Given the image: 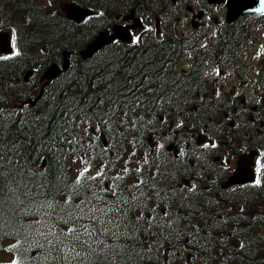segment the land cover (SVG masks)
I'll use <instances>...</instances> for the list:
<instances>
[{"label":"trees","instance_id":"16d2710c","mask_svg":"<svg viewBox=\"0 0 264 264\" xmlns=\"http://www.w3.org/2000/svg\"><path fill=\"white\" fill-rule=\"evenodd\" d=\"M88 1L86 4L93 5L95 0ZM29 14L34 28L47 32L46 37L62 34L55 20L59 15L43 21L42 13L35 15L30 11ZM34 33V30L28 31L30 39L40 38ZM26 43L27 39L22 42V49L27 48L32 54L31 43ZM149 51L142 64L129 75L125 74L122 62L114 57L79 59L72 63L64 80L60 76L46 85L44 97L31 105L30 112H25L22 118L0 114V155L3 156L0 162V249L9 238L36 241L46 237L48 233L30 235L29 232L31 227L36 228V221L44 217L38 215L41 210L54 209L62 216L53 219L70 220L75 227L82 225L98 235L89 239L79 237V233V236L64 235L77 241L79 251L61 264H264V216H252L249 213L254 208H247L254 203L250 196L263 188L249 186L245 189L237 215L224 216L220 228L195 236L191 242L195 257L184 261L175 251L177 242H183L182 230L169 233L160 227L142 225L136 220L138 216L125 213L123 209H119L120 216H114L113 211H106L103 216H71L73 211L94 204V187L92 183L71 179L62 146L67 143L66 139L62 140V129L73 115L102 119L106 115L103 109L110 103L114 108L123 104L128 96L126 81L133 88L142 85L141 80L147 77L139 70L146 65L149 55L152 59L158 54V61L165 60L155 49ZM167 52L168 49L163 50ZM37 54H41L40 51ZM16 63L18 60L1 59L0 69H6L11 75ZM193 72L198 75L196 70ZM179 90L176 88V92ZM216 110L202 111L207 119L213 120ZM257 208L261 212V207ZM257 252L261 256H256ZM53 264L60 263L54 261Z\"/></svg>","mask_w":264,"mask_h":264},{"label":"rangeland","instance_id":"374dc122","mask_svg":"<svg viewBox=\"0 0 264 264\" xmlns=\"http://www.w3.org/2000/svg\"><path fill=\"white\" fill-rule=\"evenodd\" d=\"M14 3L22 1L24 4L30 5L32 7H45L48 13H51V15L59 14V17H64L65 16V11L68 2L72 0H52L50 2L49 0H12ZM80 3L86 4L89 1L88 0H79ZM92 1V0H91ZM106 0H95L94 2L92 1L93 5L98 7L96 8V12H98L99 5L106 4V18L107 23L111 22L114 19V15L117 12H120L122 10V5H126L129 3V6L127 9L133 7V6H138L140 7V10L144 13L143 5H147L152 7L155 11L149 16L145 15L146 21H151L155 22V15L157 12L163 11L166 8L167 2L165 0H110L112 2H105ZM183 2H188L193 5H206L208 4L207 0H181ZM169 3L171 4V0H169ZM113 4V5H112ZM46 5L48 8H46ZM112 5V7L108 6ZM179 5V4H178ZM1 2H0V12H3L4 9ZM10 9V13L12 15V21L19 23L20 20L25 18V14L19 17H15V8L11 5L8 6ZM179 13L178 17H180L179 21L174 23V30H183L181 29L183 27L182 25V17L181 16H186L185 20V25H189L191 21V14L187 12V10L184 7L179 8ZM213 13L217 14L218 16L224 15L225 16V9L222 4L216 5L214 7ZM103 16V15H102ZM106 23V24H107ZM1 24V20H0ZM99 25L97 26V23L95 24H87L83 23L81 24L80 28H75V29H70L68 32L64 30L66 27V24H64V27L62 29L63 34H58L56 36L52 37H46L47 32L43 31H38L36 30V33H38L41 37V44L49 42L51 46H54V44L59 46L58 52L59 54L61 53V50L64 48H69L74 51H79V49L86 43L87 38L94 33V29L97 27H103L104 25ZM30 30H34V21H31L29 23ZM184 28V27H183ZM5 35L6 39L9 38L10 34V29L8 27H2L0 25V32ZM65 33V34H64ZM36 36V34H34ZM246 36H253V37H262L264 36V28L263 26H259L256 24H251L249 28L246 27L245 29V34L239 36V40L241 41L242 38ZM43 39V40H42ZM39 41V43H40ZM139 41V39H137ZM256 45L253 47L251 50L252 54L247 59V57H244L240 55V53L236 50V57H237V64L245 63V62H250L252 64L253 71L251 73L250 77H241V80H238L236 76H234L237 73L236 67L232 66L229 62L226 63V76L224 77V80H219L216 83V88L215 92L218 90H223L226 93L230 94H235L236 92V85H243L246 83H249L248 87V93L249 96L254 100L258 101L260 97H264V83H258L259 79H264V55H261L259 51H256L254 54V50H261V48L264 47V41L263 44L259 45L260 41L256 40ZM239 55V57H238ZM61 62L62 57L60 54L59 57ZM28 61V58H26ZM44 60V59H43ZM41 60V61H43ZM37 65L39 63L37 62ZM211 72H215L216 68L212 65L210 66ZM231 72V74H230ZM239 72V71H238ZM32 79V78H31ZM249 79L251 81L249 82ZM27 85L24 86H17L15 93L18 91H22ZM5 93H0V96L4 98ZM132 100L134 101L136 99V94L132 95ZM18 103H20V100H17ZM159 107H156L153 104H144V103H135L133 107L131 108H121L118 107L116 115L119 117L115 120V125L114 127L117 128V130L120 132L117 135L115 132L112 130L111 132V137L108 139V148L107 153L112 152V149L114 150V155L113 159L114 161L110 164L105 163V155L101 157H95V146H98L99 144L97 143L98 140V134L94 135L91 131V127H94L95 129L101 127V126H106L105 121H96L92 120L89 118H86L82 121L81 124H78V127H75L78 130L77 135H70L67 138V142L70 143L65 150L68 152L67 153V167L68 171L70 172V176H75L77 177L80 175V173H84V178L87 180H93L94 181V186L95 187H101L103 186L108 193H114L118 187L117 184L119 182L118 178L121 177V174L124 173L128 175V173L125 172L126 168L130 166L131 168H139L142 165L145 164L147 160H149V154H152L151 159L154 160L156 158V153L160 150V145L162 143L160 140L156 141H150L148 143H145L143 145H139L138 140H139V133L135 131V127H143L141 126L136 118H143L146 120L147 118H150L152 123L155 124L157 128L160 130L167 132V131H174V125L180 124L181 121L183 120L182 116L179 115L178 110H167V113L164 114V119L158 123V118L160 112L158 111ZM193 117H195V114H193ZM220 117V116H219ZM79 119V115L71 116L70 120H76ZM218 116L214 120V122L217 120ZM187 124V123H186ZM210 124V123H209ZM138 125V126H137ZM211 126H217V125H212ZM240 125L235 129L234 132H238L240 130ZM101 130V128H100ZM110 134V132H109ZM120 137L121 139H115V137ZM201 135H197V137H200ZM240 137L243 138V134H240ZM202 144V143H200ZM198 144L195 141H192L190 143V147H186L185 149L189 150L191 152V155L197 159V162L200 161L201 157H199L200 152L203 150V146ZM120 145L121 147V152H116L115 146ZM163 146H165L163 144ZM207 148H209L207 145H205ZM105 151V150H104ZM217 154V153H215ZM214 154V155H215ZM185 154H181L180 158H182ZM179 163V162H178ZM178 163L173 166V168H169L167 171H165L164 176L168 179V188L170 189V196L171 200L174 203H170L168 199L164 198H154V199H149L145 204H144V209L147 212L148 216H151L150 213L155 212L159 216H154V218L158 217L159 219L161 217H166L169 213V207L174 206L175 204L178 203L177 197H173L172 194V189L171 185L175 184L176 186V180H177V175L176 173L182 174L186 170H182L179 168ZM206 164V163H205ZM150 170L152 168L156 167V164H148ZM87 169V172H84V170ZM258 170V177H264V159L262 157V162L259 166H257ZM99 173V175H97ZM150 173H154V171H150ZM133 173H131V178L129 179L130 182H137L138 180L136 178H133ZM152 175V174H150ZM206 179V177L204 178ZM222 180V179H221ZM220 180V181H221ZM239 191V189H238ZM231 191H228L224 193L223 195H217L216 197L213 196V199H208L207 201L203 200H198L197 204H195L196 200L191 204V207L193 209L197 208H203L205 212L207 213V218L206 220H209V216H222V213L220 210H227L229 206H227L224 203H220L224 198H227V195ZM123 193L125 191L123 190ZM127 194V192H126ZM197 196H201L200 194H197ZM65 202V200H64ZM188 204V203H186ZM183 204V205H186ZM263 201L261 199H257L254 201V203L251 205V207H247L248 209H252L253 207L256 206H262ZM169 208V209H168ZM92 212L84 211V212H78L75 213L73 216H96V209H93L92 207H89ZM94 210V211H93ZM172 210H174L172 208ZM98 216H102V213L100 209L98 210ZM252 216H255L256 211L252 210L251 212ZM177 222V221H176ZM64 223V229L65 231H68L71 227L67 225L65 222ZM203 226L202 221H198L196 224L192 223L188 227V232L193 235L195 234L194 228L201 229ZM102 230V228H101ZM96 233H82L81 235L85 238H92L94 237ZM72 242L77 244L76 240L72 239ZM15 240H10L6 243L5 247L1 250L0 252V259L5 263V264H12L14 261L13 256L11 255V252L9 249H12L13 246L16 244ZM74 250H76V247H74ZM259 252L256 253V256H259Z\"/></svg>","mask_w":264,"mask_h":264},{"label":"flooded vegetation","instance_id":"af4514ba","mask_svg":"<svg viewBox=\"0 0 264 264\" xmlns=\"http://www.w3.org/2000/svg\"><path fill=\"white\" fill-rule=\"evenodd\" d=\"M165 1H169V0H165ZM179 4V5H178ZM174 6L171 7H166L165 10L160 11L159 12V16L161 18L160 20V24L161 26H159L160 28V33L164 36H167L168 33L171 30V22L170 19L172 17V13L176 12V8L177 5L179 8L184 7L187 8V10L190 12L191 14V21L189 24H191L192 22V18L194 16V14H196L197 12L201 11V13L199 14V17H196V20L198 21V27H200L201 29H211V28H215L217 31V35L219 36H224L226 34V30L230 29L231 27H238V35H242V31H243V27H244V23H248L249 20L251 18H256L257 15H248L247 14H241L234 22L232 23H226L223 22V19L220 18L217 14L213 13L214 11V7L216 5H211V4H206V5H192L190 3L183 2L181 0H176L175 2H173ZM224 6L225 9V13H226V5L222 4ZM143 7V6H142ZM145 10V9H144ZM137 11L141 17L142 22L144 21L145 23H149L145 26V28L141 31L140 35H139V39L141 40V42L138 43H125L123 42V45L128 49L131 50L133 48H136L137 46H139L141 43H146L150 40L156 39L154 36L156 34V32H158V30L156 32L153 31L152 29V23L151 21H146L145 15H149L150 14L145 10L144 13L140 10V7L137 6ZM125 12H117L114 15V21H119V22H124L126 23V21L124 20V15ZM131 22L134 24L136 21L132 18L130 19ZM113 21V22H114ZM219 28L218 27H214L213 25H217L220 24ZM112 24V23H111ZM111 24H108L107 26H110ZM158 26V25H157ZM194 29V28H193ZM135 32V31H134ZM122 39H116L114 41H121ZM247 40H249V42L252 40V38H247ZM162 41H166L167 44L165 45H160L159 43ZM121 43V42H120ZM250 44V43H248ZM249 47H247L246 49H248ZM164 49H168L167 53H163ZM156 51H158L159 53L163 54L165 56V60L164 61H158V54L155 55L154 57L157 60V69L156 71L158 72L157 75L160 78V83L159 86L160 88L163 87V84H165V82L169 79L172 82L175 80L174 77V72L167 69L166 65L168 63V60L171 59L174 55L175 52V42L173 41H167L166 39H162L159 40L158 44L156 45ZM243 101L247 102L245 100V98L243 99ZM186 107L189 106V104L185 105ZM256 109L259 108V106L257 105L255 107ZM263 109V106H260V110ZM249 119L251 121H255V116L253 115H249ZM193 135V133H192ZM184 180L186 182H189L188 178L184 177Z\"/></svg>","mask_w":264,"mask_h":264},{"label":"water","instance_id":"95a60500","mask_svg":"<svg viewBox=\"0 0 264 264\" xmlns=\"http://www.w3.org/2000/svg\"><path fill=\"white\" fill-rule=\"evenodd\" d=\"M230 10L232 13H238L246 10L260 9L264 5L263 0H229ZM92 10L90 8H82L78 4L72 2L68 6L69 17L75 18L77 21L82 20L85 16L90 14ZM100 38H97L88 43L87 47L81 50V53L87 57L91 55L95 50L100 47ZM67 66V63L65 64ZM255 152L249 155L242 154L238 159L239 166L235 172L229 176L228 180L223 183V186L234 182H244L253 179V172L250 168L251 158ZM246 156H248L246 158Z\"/></svg>","mask_w":264,"mask_h":264},{"label":"snow or ice","instance_id":"6c2138e0","mask_svg":"<svg viewBox=\"0 0 264 264\" xmlns=\"http://www.w3.org/2000/svg\"><path fill=\"white\" fill-rule=\"evenodd\" d=\"M2 160H3V156L0 155V162H2ZM84 172H87V169H85ZM80 175L83 176L84 173L82 172V173H80ZM97 175H99V173H97ZM257 183H259V181H257ZM69 231H72V229H69ZM12 264H15V261H13Z\"/></svg>","mask_w":264,"mask_h":264},{"label":"bare ground","instance_id":"6f19581e","mask_svg":"<svg viewBox=\"0 0 264 264\" xmlns=\"http://www.w3.org/2000/svg\"><path fill=\"white\" fill-rule=\"evenodd\" d=\"M160 45H165V44H167V42L166 41H162V42H160L159 43ZM261 256V255H260Z\"/></svg>","mask_w":264,"mask_h":264}]
</instances>
